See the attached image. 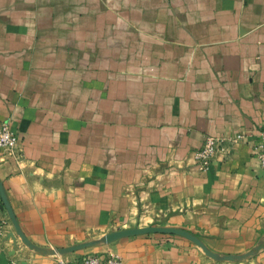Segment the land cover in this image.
I'll return each instance as SVG.
<instances>
[{
    "label": "crops",
    "instance_id": "obj_1",
    "mask_svg": "<svg viewBox=\"0 0 264 264\" xmlns=\"http://www.w3.org/2000/svg\"><path fill=\"white\" fill-rule=\"evenodd\" d=\"M1 122L21 157L0 182L40 250L1 241L0 264H211L177 235L100 242L149 226L264 264V0H0ZM206 136L224 150L200 171Z\"/></svg>",
    "mask_w": 264,
    "mask_h": 264
},
{
    "label": "built area",
    "instance_id": "obj_2",
    "mask_svg": "<svg viewBox=\"0 0 264 264\" xmlns=\"http://www.w3.org/2000/svg\"><path fill=\"white\" fill-rule=\"evenodd\" d=\"M224 140L214 136H206L201 147L194 153L197 168L206 171L216 156L224 150ZM254 153L258 158L261 172L264 175V128L259 134V141L254 148ZM21 157L18 149V138L16 133L10 128L7 122L0 123V160L15 159ZM12 224L8 217L0 216V242L18 245L17 235L12 230ZM12 264L15 262L12 261ZM56 264H123L121 258L115 253H106L104 257L97 254H87L74 260H57Z\"/></svg>",
    "mask_w": 264,
    "mask_h": 264
},
{
    "label": "water",
    "instance_id": "obj_3",
    "mask_svg": "<svg viewBox=\"0 0 264 264\" xmlns=\"http://www.w3.org/2000/svg\"><path fill=\"white\" fill-rule=\"evenodd\" d=\"M0 210L6 211L7 216H8V218L12 224V227L14 229V232L17 235V237H19L21 242L27 248H29L31 250L39 251L40 249L33 246L32 244H30V242H28V240H26L23 233L20 231V228H19L18 223L15 219V216L12 212V209L8 203V200H7V197H6V194L4 192V189H3L1 182H0ZM150 233L170 234V235H177V236L183 237L186 240H188V241L192 242L193 244H195L196 246H198L202 250V252L205 254V256H207L213 260H217V261L234 262L236 260H242V259H245L248 256H250V253L249 254H243V255H237V256L215 254V253L209 251L204 246V244L196 236H194L190 232L179 229V228H173V227L149 226V227H144V228H130V229L117 230V231H113V232H109V233L105 234L102 237V239H100V242L108 245V244H111V243H113L119 239L124 238V237L150 234ZM92 245H94V242H85L82 244L71 246L69 248H65L63 250H60V252H63V253L76 252V251L82 250L84 248L90 247Z\"/></svg>",
    "mask_w": 264,
    "mask_h": 264
},
{
    "label": "rangeland",
    "instance_id": "obj_4",
    "mask_svg": "<svg viewBox=\"0 0 264 264\" xmlns=\"http://www.w3.org/2000/svg\"><path fill=\"white\" fill-rule=\"evenodd\" d=\"M206 258H208L209 260H211V264H226V262L228 261H217V260H213L209 257L206 256Z\"/></svg>",
    "mask_w": 264,
    "mask_h": 264
}]
</instances>
